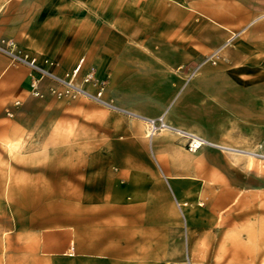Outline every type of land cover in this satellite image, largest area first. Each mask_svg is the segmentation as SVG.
I'll return each mask as SVG.
<instances>
[{"label":"crops","instance_id":"0c3cea01","mask_svg":"<svg viewBox=\"0 0 264 264\" xmlns=\"http://www.w3.org/2000/svg\"><path fill=\"white\" fill-rule=\"evenodd\" d=\"M0 38L132 114L0 54V264H264V0H0Z\"/></svg>","mask_w":264,"mask_h":264},{"label":"built area","instance_id":"2783aa9c","mask_svg":"<svg viewBox=\"0 0 264 264\" xmlns=\"http://www.w3.org/2000/svg\"><path fill=\"white\" fill-rule=\"evenodd\" d=\"M230 38L229 40H231ZM228 40V41H229ZM0 54L7 56L12 62L20 63L27 66L31 71L36 72L39 75V78H34L31 81V94L34 97H41L42 93L39 90V82L42 79H47L52 82V86L48 88L49 93L57 99L63 98H84L89 101H92L106 109L126 113L132 115L130 112H127L121 108L115 106L111 101L106 100L103 94V88L101 85L97 87L95 91H90L85 88L82 84L78 83L76 80L77 74L79 72L80 66H77L70 74L66 73L63 76L55 74L53 71H50L42 66H40L35 59L29 58L26 54H23L19 49L16 48L12 40H5L0 38ZM219 52L216 51L210 56L202 60L190 73V78L198 74L202 69L210 67L214 68L217 65V60ZM83 84H96L94 78V70L91 69L83 78ZM144 122L147 125V136L151 138L153 135L162 132L168 131L176 134L181 139L184 140L185 148L190 153H195L203 147H216L223 149L222 147L213 144L195 134L187 132L185 130L172 127L168 125L163 116L158 118H143ZM253 158L264 161L263 152H251L248 154Z\"/></svg>","mask_w":264,"mask_h":264},{"label":"rangeland","instance_id":"374dc122","mask_svg":"<svg viewBox=\"0 0 264 264\" xmlns=\"http://www.w3.org/2000/svg\"><path fill=\"white\" fill-rule=\"evenodd\" d=\"M254 24H255V21H253L252 23H250L247 27L243 28L241 31L247 30L250 27L255 26ZM235 37H237V35H235ZM235 37H233L231 40H229L230 38H226L220 45L216 46L209 54H207L205 56V58L208 57V56H210L212 53L218 51L219 52V54H218L219 60H217V64H218L223 59V57L226 55V52L228 50H230V48L233 47L234 41L236 40ZM66 99H70V98H66ZM244 152L247 153V154H250L251 153V152H248V151H244ZM262 205H264V199L262 201ZM5 236L6 235H2L1 236V234H0V257H2V256L4 257V255H6L8 253H14V249H16L15 247L10 248V245L11 246L14 245L12 243L13 240L12 239H9V241L7 242L4 239ZM6 237H8V235ZM7 243H8V246H7ZM28 254L31 255V252L29 250H28ZM12 264H22V263L12 262ZM27 264H36V263H27Z\"/></svg>","mask_w":264,"mask_h":264},{"label":"bare ground","instance_id":"6f19581e","mask_svg":"<svg viewBox=\"0 0 264 264\" xmlns=\"http://www.w3.org/2000/svg\"><path fill=\"white\" fill-rule=\"evenodd\" d=\"M241 152H244V151H241Z\"/></svg>","mask_w":264,"mask_h":264}]
</instances>
